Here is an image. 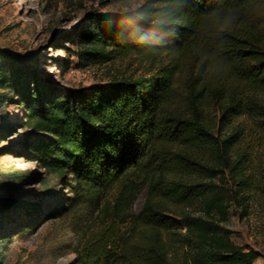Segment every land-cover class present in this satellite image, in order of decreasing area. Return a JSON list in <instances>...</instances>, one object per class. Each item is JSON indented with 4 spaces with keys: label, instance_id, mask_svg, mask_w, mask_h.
<instances>
[{
    "label": "trees",
    "instance_id": "trees-1",
    "mask_svg": "<svg viewBox=\"0 0 264 264\" xmlns=\"http://www.w3.org/2000/svg\"><path fill=\"white\" fill-rule=\"evenodd\" d=\"M143 2L72 36L84 65L137 54L139 74L68 87L0 49V89L18 94L24 149L47 173L40 202L0 195V225L20 206L72 215L78 264H255L226 224L264 196V0Z\"/></svg>",
    "mask_w": 264,
    "mask_h": 264
},
{
    "label": "rangeland",
    "instance_id": "rangeland-1",
    "mask_svg": "<svg viewBox=\"0 0 264 264\" xmlns=\"http://www.w3.org/2000/svg\"><path fill=\"white\" fill-rule=\"evenodd\" d=\"M143 0H0V49L15 55L35 69L43 80L68 87L108 83L112 77L139 74L144 66L137 54L114 57L104 63L84 65L72 36L86 23L90 13L122 18L133 13ZM31 56H36L29 62ZM4 92H7L5 95ZM14 91L0 89V195L17 201L40 202L47 173L24 149L31 133L27 117ZM257 165L253 173L264 179V142L253 148ZM20 175V179L14 177ZM142 203L139 199L138 206ZM20 206L0 225V264H78L70 248L75 233L74 216L51 217L39 212L29 231L17 223L30 217ZM11 220L15 224L11 223ZM39 220V221H38ZM227 227L233 239L257 252L255 264H264V196L255 195L246 209L234 207Z\"/></svg>",
    "mask_w": 264,
    "mask_h": 264
}]
</instances>
